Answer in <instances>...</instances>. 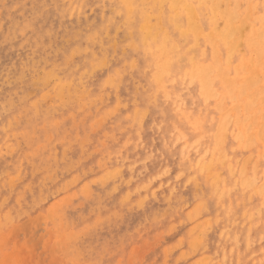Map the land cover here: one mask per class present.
<instances>
[{
  "label": "rangeland",
  "instance_id": "374dc122",
  "mask_svg": "<svg viewBox=\"0 0 264 264\" xmlns=\"http://www.w3.org/2000/svg\"><path fill=\"white\" fill-rule=\"evenodd\" d=\"M184 2L207 33L210 4ZM187 26L169 0H0V264H264V196L241 183L262 185L264 144L232 124L217 146L221 106L189 75L212 49ZM37 217L39 250L14 230Z\"/></svg>",
  "mask_w": 264,
  "mask_h": 264
},
{
  "label": "bare ground",
  "instance_id": "6f19581e",
  "mask_svg": "<svg viewBox=\"0 0 264 264\" xmlns=\"http://www.w3.org/2000/svg\"><path fill=\"white\" fill-rule=\"evenodd\" d=\"M199 1L210 4L209 12L205 17L207 33H204L205 29L201 26L203 17L195 8L184 0H169L172 7L178 9L182 6L187 11L188 26L182 33L192 34L197 39L206 37L212 49V62L209 65L192 62L189 75L191 79L200 83L204 99H213L221 106L219 131L217 135L215 134L217 146L223 149L232 124L234 129L238 130L235 137L240 146H251L255 142L264 144V15L258 16L255 6H249L248 11L242 13L239 7L231 8L226 0ZM126 4L131 8L130 1ZM148 22L149 18H146L143 26L146 39L154 33ZM174 24L176 27L179 26L177 18ZM221 47L224 48L225 57L221 53ZM160 50L162 55L157 65L156 77L159 83L169 71L165 46L162 45ZM216 82L220 84L221 92L215 88ZM225 98L232 104L228 110L223 102ZM235 108H239L241 115L237 114ZM157 146L159 143L154 144L152 148ZM224 157V154L221 155L220 160ZM149 165L147 169L149 174L157 171L155 165ZM198 166L200 169L208 168L203 161L198 163ZM212 177L215 189L221 188L224 191V187L219 186V176L214 174ZM241 183L244 187L254 188L256 192L264 196V181L262 185L257 186L254 177L251 179L246 171H242ZM129 224V220L122 217L118 225L119 230H124ZM46 226L47 222L42 218H28L15 224L14 230L31 239L37 237V250H39L47 236ZM204 232L201 231L200 236L204 235ZM10 255L5 256L10 257ZM19 262L20 258L16 257L15 263Z\"/></svg>",
  "mask_w": 264,
  "mask_h": 264
}]
</instances>
